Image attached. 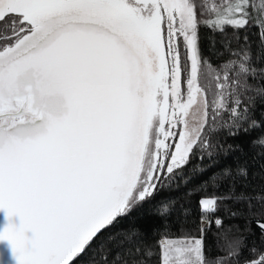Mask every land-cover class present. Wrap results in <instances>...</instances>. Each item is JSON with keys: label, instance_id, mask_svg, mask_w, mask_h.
Segmentation results:
<instances>
[{"label": "snow or ice", "instance_id": "6c2138e0", "mask_svg": "<svg viewBox=\"0 0 264 264\" xmlns=\"http://www.w3.org/2000/svg\"><path fill=\"white\" fill-rule=\"evenodd\" d=\"M201 26L221 34L255 27L257 63L264 60V0H0V211L9 221L0 242L16 264H76L194 154L202 161L224 151L213 133L259 126L251 109L264 86L253 81L264 67L250 62L248 36L229 51L235 59L213 65L200 52ZM254 143L264 148V137ZM231 172L210 178L211 195L209 182L185 194L205 193L195 231L183 227L190 209L174 231L164 207L153 244L133 241L134 229L104 264H264L254 246L240 259L251 218L264 237V190L234 195L233 177L217 195ZM236 217L243 230L225 223ZM209 232L216 256L207 254Z\"/></svg>", "mask_w": 264, "mask_h": 264}, {"label": "trees", "instance_id": "16d2710c", "mask_svg": "<svg viewBox=\"0 0 264 264\" xmlns=\"http://www.w3.org/2000/svg\"><path fill=\"white\" fill-rule=\"evenodd\" d=\"M198 7L207 3H220L221 0H195ZM257 29L249 26L239 33L233 32L232 28H226L223 34L214 33L208 28L201 26L199 28V48L203 58H208L213 65H218L221 62H228L230 59L229 51L231 49H238L244 43L243 37L248 36V42L251 49V63L257 68L264 67V60L257 63V53L259 46V38L257 36ZM237 35L239 40H237ZM228 51H225V48ZM220 53H223L220 55ZM254 84L264 86V78L253 81ZM251 118L258 122V127L250 130L247 133L240 132L236 136H229L225 130H218L210 137L213 142L219 141L224 144V151H217L211 158L206 155L201 161L197 157L200 155L196 153L192 156L190 163L186 166L182 173L166 181L162 190L146 202L138 205L134 210L121 220H119L113 227L104 232L92 244V246L76 261V264H104L102 257L105 253L108 254V260L111 261L117 252L123 253L124 247L129 246L127 237L132 233V230H139L138 235L132 236V240H142L145 244H153L159 237L157 230L162 226L160 213L164 207L168 208L170 221L173 230L180 227V221L184 219L181 215L182 209H190V215L187 216V222L183 227L187 230L195 231L196 225L200 218V209L198 205L199 199L205 195L203 192H197L196 195L188 197L185 194L194 189L197 185L204 182H209L207 187L209 189L208 195L212 194V187L210 178L214 175L219 177L222 170L225 168L231 169L232 172L227 179H224L219 184L216 190L217 195H222L229 191V181L235 177V192L234 195L240 193L255 194L264 190V148L254 143L260 138L264 137V97H257L255 107L251 109ZM228 146H231L230 148ZM243 168L245 175L239 174V169ZM187 179L186 184L181 181ZM219 182V181H218ZM175 201V203H170ZM232 211H247V205L243 202L233 203L232 200L224 202ZM253 211H259L260 205L253 200ZM217 216L223 217L225 215L224 206H220V210L216 213ZM256 218L250 220V233H244V247L241 249L240 259L243 260L249 256V249L253 246L264 251V237H261L259 229L256 227ZM226 224H235L241 230L245 228V219L236 217L231 220H226ZM212 231H216L213 227ZM111 234H116L114 239L108 241ZM103 243V248L99 246ZM207 246L211 249L208 251L209 256H216L218 253L214 247V237L211 232L207 236ZM157 258L153 257L150 264H155Z\"/></svg>", "mask_w": 264, "mask_h": 264}, {"label": "water", "instance_id": "95a60500", "mask_svg": "<svg viewBox=\"0 0 264 264\" xmlns=\"http://www.w3.org/2000/svg\"><path fill=\"white\" fill-rule=\"evenodd\" d=\"M9 221L6 218V214L0 211V232L8 225ZM11 223L19 226V217H13ZM29 237L31 233L27 234ZM0 264H16V260L12 254L11 246L7 241L0 242Z\"/></svg>", "mask_w": 264, "mask_h": 264}]
</instances>
